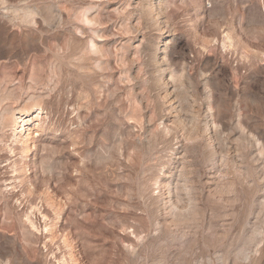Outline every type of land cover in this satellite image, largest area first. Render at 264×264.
Listing matches in <instances>:
<instances>
[{"label":"rangeland","instance_id":"1","mask_svg":"<svg viewBox=\"0 0 264 264\" xmlns=\"http://www.w3.org/2000/svg\"><path fill=\"white\" fill-rule=\"evenodd\" d=\"M0 264H264V0H0Z\"/></svg>","mask_w":264,"mask_h":264},{"label":"bare ground","instance_id":"2","mask_svg":"<svg viewBox=\"0 0 264 264\" xmlns=\"http://www.w3.org/2000/svg\"><path fill=\"white\" fill-rule=\"evenodd\" d=\"M23 131H24V126H22V128H21V132H23ZM37 137H38V135L34 136V138H37Z\"/></svg>","mask_w":264,"mask_h":264}]
</instances>
